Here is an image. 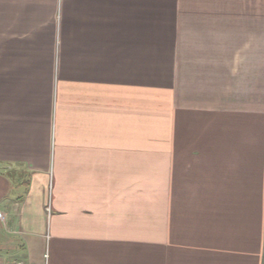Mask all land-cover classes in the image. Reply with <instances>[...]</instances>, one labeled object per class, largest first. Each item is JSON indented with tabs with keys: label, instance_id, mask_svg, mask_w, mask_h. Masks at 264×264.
I'll return each instance as SVG.
<instances>
[{
	"label": "crops",
	"instance_id": "0c3cea01",
	"mask_svg": "<svg viewBox=\"0 0 264 264\" xmlns=\"http://www.w3.org/2000/svg\"><path fill=\"white\" fill-rule=\"evenodd\" d=\"M0 264H264V0H0Z\"/></svg>",
	"mask_w": 264,
	"mask_h": 264
},
{
	"label": "built area",
	"instance_id": "2783aa9c",
	"mask_svg": "<svg viewBox=\"0 0 264 264\" xmlns=\"http://www.w3.org/2000/svg\"><path fill=\"white\" fill-rule=\"evenodd\" d=\"M4 218V214L3 212L0 210V220H2Z\"/></svg>",
	"mask_w": 264,
	"mask_h": 264
}]
</instances>
